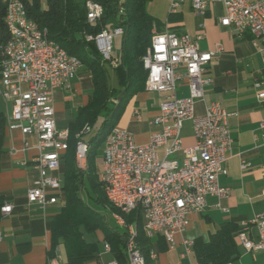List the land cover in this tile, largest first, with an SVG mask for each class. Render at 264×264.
Returning <instances> with one entry per match:
<instances>
[{
  "label": "built area",
  "instance_id": "obj_1",
  "mask_svg": "<svg viewBox=\"0 0 264 264\" xmlns=\"http://www.w3.org/2000/svg\"><path fill=\"white\" fill-rule=\"evenodd\" d=\"M4 1L9 38L0 57V94L5 101L8 128L38 137V154L33 159L38 176L27 197L29 202L46 207L58 203L62 194L64 179L57 170L67 149L69 129L57 125L54 92L68 89L84 65L64 49L54 46L49 36L48 41H41L37 22L28 16L22 0ZM167 1L169 16L178 14L187 1L200 16H205L212 4H222L225 13L220 16L219 24L231 28L240 38L247 33L260 38L264 58V0ZM86 7L88 22L95 23L102 18L104 7L100 1L87 0ZM120 32L121 27L103 29L95 36L87 35V39L95 41L104 61H113V44ZM201 37L172 30L168 22L163 32L152 36L143 57L147 71L145 90L160 95V107L150 121L154 129L150 141L138 144L128 129L118 126L103 147L99 171L109 192L125 203L127 211L141 212L146 234H151L152 239L163 237L171 249L176 248L180 236L182 257L188 259L194 254L195 245L194 240L185 236L191 223L190 215L204 212L209 196H229V189L223 187L219 179L227 172L226 164L234 146L228 124L232 114L220 102L210 101L203 114H196L197 103L205 98V86L213 81L208 75L209 66L222 52L220 44L213 50H202L198 43ZM183 78L187 79L189 87L185 97L178 93V84ZM259 97L264 98V92ZM134 115L141 119L139 109L134 110ZM187 121L192 124L195 138L191 146H185L183 141ZM260 129L264 131V119ZM86 144L82 143L79 163L85 160ZM12 208L13 205L6 202L1 212L9 213ZM114 219L126 232L125 249L132 264H143L135 228H124ZM251 224L257 229L255 235L250 230ZM237 238L246 252L263 251L264 211L240 229ZM105 250L111 251L107 243ZM154 254L156 262V248ZM108 264H118V261ZM191 264L200 263L195 260Z\"/></svg>",
  "mask_w": 264,
  "mask_h": 264
},
{
  "label": "crops",
  "instance_id": "obj_2",
  "mask_svg": "<svg viewBox=\"0 0 264 264\" xmlns=\"http://www.w3.org/2000/svg\"><path fill=\"white\" fill-rule=\"evenodd\" d=\"M185 4L189 5L187 9H184ZM224 13L223 5L216 3L210 6L205 16H200L194 11L191 2L187 1L176 17L169 20L168 16L167 21L172 30L186 32L194 37L201 35L198 43L202 50H213L218 44L222 46V52L209 66L208 75L213 81L205 86V98L197 103L196 114H203L210 101L220 102L232 114L228 124L234 146L226 164L227 172L219 179L220 184L229 189V196H209L204 212L190 215L191 223L185 236L194 241L198 238L207 241L223 224L234 223L238 230L233 241L238 246L239 256L232 264H264V250L248 253L237 238V232L250 224L257 213L264 211V131L260 129V122L264 119V98L259 97L264 92V58L260 52L263 41L251 33L240 38L231 28L221 26L219 18ZM165 24L161 23L160 28ZM178 86L180 96L189 94L186 78L179 81ZM93 91L92 73L83 66L68 89L54 92L59 128L69 127L79 108L88 103ZM145 91L147 93V90L138 93L128 105L118 125L128 129L138 144L150 141L154 130L150 121L158 114L160 107L158 96L153 102L147 103ZM142 93L146 94L143 99H146L145 104L139 99ZM135 109L140 110V120L134 115ZM187 123L192 130L191 122L187 121L183 132L186 131ZM183 141L185 146L195 143L193 130L188 139L185 141L183 138ZM37 142L36 134L10 130L6 119V153L1 160L0 195L13 208L9 213H2L0 220V264H51L53 261L64 264L66 261L64 245L53 248L52 225L62 206L61 197L58 203L46 207L29 202L27 197L28 190L38 176L33 162L38 154ZM244 163L247 165L245 168L242 167ZM62 172L61 164L57 174L63 177ZM108 221L110 226H117L123 231L115 222L113 214L108 216ZM250 227L255 235L256 227L252 224ZM93 235L94 239L87 241L99 242V249L100 244L103 249L97 259L86 264H108L116 260L112 250H105V243L108 242L104 240L103 233L98 231ZM180 239L178 236V245L171 249L163 237L156 236L152 246L158 251V257L154 264H191L195 261L194 254L190 259L182 257ZM104 253L111 256L106 263L102 260Z\"/></svg>",
  "mask_w": 264,
  "mask_h": 264
},
{
  "label": "trees",
  "instance_id": "obj_3",
  "mask_svg": "<svg viewBox=\"0 0 264 264\" xmlns=\"http://www.w3.org/2000/svg\"><path fill=\"white\" fill-rule=\"evenodd\" d=\"M22 1L28 16L46 29L51 39L61 44L69 54L81 59L92 73L94 84L88 103L79 108L68 127L67 149L61 160L64 184L59 199L62 206L52 225L53 248L64 245V264H86L99 257L100 249L99 242L87 241L85 234L101 231L118 263L128 264L126 232L117 226H110L108 221L109 215L118 214L128 225L136 227L137 241L146 255V263L154 264L155 261L149 257L154 239L146 235L141 212H123L115 207L105 194L99 174L103 158L101 145L119 125L128 105L145 90L147 71L143 57L151 45L152 36L161 27V23L147 9L151 0H123L122 4L118 0H98L104 7V14L95 23L87 20V0H46L45 8L40 0ZM121 8L123 13H120ZM6 13V2L0 0V57L2 47L9 38ZM175 17L169 16V20ZM116 27L123 28L124 32L121 35L119 64L113 66L110 61L102 59L95 41L88 40L87 35L95 36L103 29ZM110 68L118 78L117 85L111 81ZM82 141L88 145L87 170L77 164L76 152ZM5 153L6 115L0 109V169ZM4 203L0 195V220ZM237 230V225L226 222L207 241L198 238L194 245L196 260L200 264L235 261L239 256L238 246L233 241Z\"/></svg>",
  "mask_w": 264,
  "mask_h": 264
},
{
  "label": "rangeland",
  "instance_id": "obj_4",
  "mask_svg": "<svg viewBox=\"0 0 264 264\" xmlns=\"http://www.w3.org/2000/svg\"><path fill=\"white\" fill-rule=\"evenodd\" d=\"M41 1V5L42 7H46V0H40ZM187 7H189L188 4H185L184 9H187ZM147 9L149 11V13L157 20H159L161 23L165 24L168 21V16H169V12H170V5L169 2L167 0H151L150 2L147 3ZM164 26V25H163ZM165 29V26L162 28H158V30L156 32H163ZM113 61H110L109 64L113 65V66H117L119 64V56H120V50H121V36H117L115 37L114 40V44H113ZM112 66V67H113ZM110 74H111V81L117 85L118 84V78L116 75L113 74L112 69L110 68ZM146 93V91L144 92ZM142 93L139 97V99H141L142 104L146 103L145 100H143L146 96V94L148 95V99L146 100L147 103L148 102H153L156 97H159V101H160V96L158 93H154V92H149L147 91L146 94ZM144 101V102H143ZM149 105L152 107V104ZM0 109L3 110L5 112V101L3 99V97L0 94ZM191 126V125H190ZM189 123L186 124V131L183 132V138L188 139L189 135L192 134V130L190 129ZM102 149L104 147V144L101 145ZM77 153V152H76ZM101 160H103V158H101ZM100 160V162H101ZM77 164L79 166V168H82L83 170H87L88 169V159L86 158L85 160H83L81 163ZM102 166V163L100 164V168ZM63 175V173H61ZM86 196V195H85ZM114 218V216H113ZM112 224H114V221H112ZM86 238L87 240H92L94 239V235L93 233H86ZM103 249V245L100 244V250L102 252ZM193 257V255H192ZM111 256L109 254H102V260L104 263L108 262L110 260Z\"/></svg>",
  "mask_w": 264,
  "mask_h": 264
},
{
  "label": "bare ground",
  "instance_id": "obj_5",
  "mask_svg": "<svg viewBox=\"0 0 264 264\" xmlns=\"http://www.w3.org/2000/svg\"><path fill=\"white\" fill-rule=\"evenodd\" d=\"M37 31H38V37L41 38V41H48V32H47V30L46 29H42L38 23H37ZM123 32H124V30L122 28V32H120V36L123 34ZM54 46L58 47L59 49H64L65 53L69 54L66 51V49L64 47H62L61 44L57 43L56 41H54ZM70 56H72L73 59H78V61H80L82 63V61H81V59L79 57H77L75 55H71V54H70ZM117 128H118V126H116L113 129V131L111 132V134L107 137V139H106V141L104 143V146H105L107 140L109 139V137H111L112 134L116 132V129ZM68 135H69V132L67 130V140H68ZM82 143H83V141L82 142H79L78 148H77V160H78V163H79V159H80V153H81ZM87 154H88V145L86 144L85 159L87 158ZM100 178H101V175H100ZM101 180H102V178H101ZM102 182L104 184L105 194H106L107 198L109 199V201L115 207H117L118 209H120L121 211H123V212H129V211H127L125 209V203H123L122 201H120L119 199H117L114 194L110 193L109 190H108V188H107V183L104 182L103 180H102ZM114 218H116L118 221H120L121 226L124 227V228H135V238H136V241H137V230H136V227L134 225H128L126 223L125 219L123 217H121L120 215H118V214H115L114 215ZM143 224H144V229H145V220L144 219H143ZM146 235H147V237L149 239H152L151 234H146ZM107 244L109 245V247L111 249L110 244L109 243H107ZM151 247L152 248H151V250L149 252V257L151 259L155 260L154 247L153 246H151ZM126 251H127V255H128V264H132V262H131V260L129 258V252H128L127 249H126ZM140 256H141V258L143 260V264H147L146 263V255L143 253L141 246H140Z\"/></svg>",
  "mask_w": 264,
  "mask_h": 264
}]
</instances>
